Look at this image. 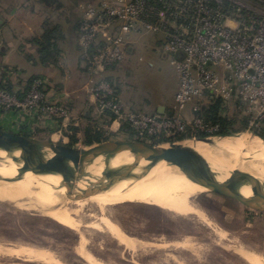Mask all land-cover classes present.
Instances as JSON below:
<instances>
[{"label":"rangeland","instance_id":"374dc122","mask_svg":"<svg viewBox=\"0 0 264 264\" xmlns=\"http://www.w3.org/2000/svg\"><path fill=\"white\" fill-rule=\"evenodd\" d=\"M57 1L58 5L44 3V0H0V51L5 48L4 57L7 56L9 59L6 58L7 62L16 65L18 70L25 66L24 76L36 73L46 78L54 74L53 85H57L61 91L77 92L72 100V106L58 100L65 113L58 121L60 124L56 125L57 135L46 134L47 132L42 130L43 125H40L41 128L35 131L36 137L71 144L74 136L79 141L72 145H83L80 141L84 139L86 126L92 123H97V126L99 123L102 124L107 111L104 102L111 101L109 98L101 99V96L90 92L101 81L109 84L117 95L123 114L134 113L140 117L155 116L162 119L182 117L191 124L199 117L196 114L199 111L195 112L194 108L200 107L201 104L196 99L187 103L182 111L176 107V96L180 87L179 70L174 63V56L161 46L163 41L161 34L147 30L128 34L127 37H123V43L120 45L123 50L120 62L114 68L96 67L95 75L90 76L76 64L79 52L81 51V56L84 53L80 39L82 35L80 24L84 17L82 6L93 4L98 7L100 0H90L85 4L80 2L78 5L74 3L75 0ZM77 20L78 23L75 22ZM46 22L62 25L66 32V38L59 43L60 68L21 64L18 62L16 52L19 39H23V36L31 37L38 33L39 29L44 30ZM74 22L78 27L72 33L71 27L74 25L71 24ZM117 27L118 24L112 22L106 30L108 36H114ZM100 35L96 38L98 41L103 39L105 43L110 42L102 36V32ZM109 45L112 47V42ZM77 46H80L81 50ZM4 57L0 54L1 65L5 62L2 60ZM85 63H82L84 68ZM14 73L18 75L17 71ZM108 78L111 82L107 80ZM89 80L92 83H89ZM205 100L203 98L202 102ZM220 100L223 102L221 109L223 116L237 115L240 118L248 116V126L250 125L252 122L250 113L239 104L235 106L234 98L222 97ZM210 102L206 101L207 104ZM160 107L166 108L164 114L158 112ZM87 110L92 123L90 119H86ZM12 113L25 119L26 124L28 120L34 121L25 113ZM1 115L0 113V127L8 129L9 126L2 121ZM36 120L42 122L47 118L40 116ZM125 123L115 115L108 125L103 124L105 137L108 140H129L130 136L125 129L122 130ZM236 126L241 127L242 124L239 122ZM12 130L15 133L24 132ZM132 130L134 134L131 136L134 137L135 130ZM169 132L170 130L159 132L158 140L174 138L168 137ZM192 133L191 130L179 136ZM144 139L158 142L154 138ZM178 141L180 140L175 142ZM192 198L193 203L202 210L211 225L204 223L197 216L171 214L156 205L123 203L107 207L105 210L95 205L81 211H77L74 206H67L72 217L81 222L80 227L73 230L41 211H22L0 201V247L11 249L30 246L49 250L55 255L53 262L31 261L18 255H7L0 248V264H251L240 254L241 249L255 253L264 263V212L247 208L208 191ZM102 216L121 227L131 239H134L136 247L128 248L127 244L120 242L107 229L105 223L99 224L102 223L100 222ZM97 224L100 226L97 227ZM212 225L217 226L219 230L214 231ZM80 246L90 253L93 261L80 254L78 251Z\"/></svg>","mask_w":264,"mask_h":264},{"label":"built area","instance_id":"2783aa9c","mask_svg":"<svg viewBox=\"0 0 264 264\" xmlns=\"http://www.w3.org/2000/svg\"><path fill=\"white\" fill-rule=\"evenodd\" d=\"M82 9L80 39L84 53L81 57L90 76L95 75L96 67L105 69L120 62L123 55L120 45L128 34L146 30L161 34V46L174 56L179 70L176 107L180 111L193 99L201 104L194 108L198 112L207 100L234 98L251 115L247 131L261 129L264 0H100L98 7L86 4ZM112 22L118 27L110 37L106 30ZM101 32L110 42L96 39ZM47 84L46 78L36 79L22 96L0 85V113H25L33 120L45 116L53 125L60 124L58 121L65 112L47 93ZM90 92L101 99H111L104 102L106 109L135 130L133 139L154 138L159 142L157 136L163 130H170L168 137L191 130L190 138L221 134L219 124L201 117L191 124L182 117L162 119L123 114L117 95L105 81L98 82Z\"/></svg>","mask_w":264,"mask_h":264},{"label":"bare ground","instance_id":"6f19581e","mask_svg":"<svg viewBox=\"0 0 264 264\" xmlns=\"http://www.w3.org/2000/svg\"><path fill=\"white\" fill-rule=\"evenodd\" d=\"M183 145L203 155L219 181L225 180L230 174L238 176L241 172H245L264 186V142L258 137L249 134L229 136L224 139H216L214 146L191 138L185 140ZM6 156V153L0 152V175L5 178V180H0V201L9 203L22 211H41L56 222L73 230L78 229L81 222L72 217L67 206H74L77 211L85 210L90 205L105 210L107 207L123 203L156 205L171 214L194 215L201 218L204 223L212 224L192 200L193 196L207 192L208 188L202 185L198 178L182 173L175 166L159 163L149 167L148 162L141 161L133 175L110 192L69 198L64 189L57 188L61 177L57 175L39 176L30 165L18 173L20 165ZM133 161L134 156L128 152L119 153L110 160L99 157L92 165L88 166V172L93 179H97L104 173ZM85 186V183L77 185L79 190H83ZM241 193L244 196H251V187L242 188ZM100 222L102 223L99 224L105 223L107 229L120 242L127 244L128 248L129 246L136 247L134 239H131L121 227L111 220L102 216ZM99 224L97 227L100 226ZM216 227L212 225L211 228L214 231L219 230ZM179 244L181 243L179 242ZM0 248L7 255H18L31 261L53 262L55 260V255L52 252L42 248L30 246ZM78 251L83 254L82 256L93 261L90 253L82 246L78 248ZM239 252L251 264H264L255 253L245 249H241Z\"/></svg>","mask_w":264,"mask_h":264},{"label":"water","instance_id":"95a60500","mask_svg":"<svg viewBox=\"0 0 264 264\" xmlns=\"http://www.w3.org/2000/svg\"><path fill=\"white\" fill-rule=\"evenodd\" d=\"M163 110L164 107H160L158 112L163 114ZM243 134L258 137L264 142L262 136L251 131L198 136L194 139L214 146L216 139ZM187 139L162 144L141 139H116L86 146L56 143L53 140L40 139L26 133H15L0 127V152L6 153V157L20 165L18 173L30 165L39 176L61 177L57 188L64 189L69 198L108 193L128 180L141 161H145L149 163V167L159 163L175 166L182 173L198 178L199 182L208 188V192L233 200L247 208L264 212V186L245 172H241L238 176L230 174L225 180L219 181L208 160L196 150L183 145ZM123 152L131 153L134 161L104 173L100 178L91 177L88 166L96 159L103 157L110 160ZM0 180L5 178L0 175ZM79 183L86 184L83 190L78 189ZM246 187H251V196H244L241 193L242 188Z\"/></svg>","mask_w":264,"mask_h":264},{"label":"trees","instance_id":"16d2710c","mask_svg":"<svg viewBox=\"0 0 264 264\" xmlns=\"http://www.w3.org/2000/svg\"><path fill=\"white\" fill-rule=\"evenodd\" d=\"M90 0H75L74 3L76 5L80 4V2L83 4L88 3ZM44 3L47 4H59L57 0H44ZM78 3V4H77ZM75 5V6H76ZM78 23V20L75 21ZM72 23L71 31L73 33L74 30H77L78 24ZM46 27L44 29V32L40 38H37L35 40V44L38 47L37 48V53L39 54L40 57V62L41 64L45 66L52 65L54 67H59V47H60V41H63L66 38V32L62 28V25H57V24H51L50 22L45 23ZM82 62H84L83 59H81ZM117 64L109 66V68H114ZM84 71L88 74V70L85 68ZM39 78H44L42 76H35L31 80V84L33 83L34 80L39 79ZM108 81L111 82V79L108 78ZM30 84V85H31ZM30 88V86H29ZM28 88V89H29ZM47 88V87H46ZM11 91V90H10ZM46 91H48L46 89ZM118 91V90H117ZM12 92V91H11ZM238 104L235 103V106ZM223 106L222 100L219 99H213L209 104H204L201 107V110L196 113L199 117L204 119L207 122L213 123V124H219L221 126V134L222 135H228V134H234V133H239L243 131L248 130V124H249V118L248 116H245V118H240L237 115L233 117H228V116H223L221 113V109ZM241 112V111H240ZM171 114V113H170ZM115 118L114 113L111 111L107 110L105 114V118L103 120V123H99L97 126V123H92L93 121L91 120V117L89 116L87 119H90L92 125H88V127L85 128L84 130V139L82 140V144L86 146L93 145L95 143H99L102 141L108 140L107 137H105V129L103 128L104 125H108L113 119ZM241 123V127H237L236 125L238 123ZM101 124V126H99ZM125 129V132L130 136V139H133L131 135L134 134L132 128L127 124H123L122 130ZM124 131V130H123ZM253 132L259 134L264 138V123L262 124V128L260 130H253ZM189 138L190 135H177L172 139L168 140H160L158 143L162 144L164 142H174L176 140H182L185 138ZM79 140L75 138L74 136L72 137L71 144L77 143Z\"/></svg>","mask_w":264,"mask_h":264},{"label":"crops","instance_id":"0c3cea01","mask_svg":"<svg viewBox=\"0 0 264 264\" xmlns=\"http://www.w3.org/2000/svg\"><path fill=\"white\" fill-rule=\"evenodd\" d=\"M77 8V6H76ZM1 23V21H0ZM44 30L43 29H39L38 33H36L35 35H31V37H27V36H23V39H19L20 43H18V47H17V54L19 57L18 62H20L23 65H31V66H35L36 65H40V66H45L43 64H41L40 62V57L39 54L37 53V46L35 44V40L37 38H40L43 34ZM40 33V34H39ZM9 47H11V45L9 44ZM79 50H81L80 46H77ZM6 50L3 47L0 51V54L3 55L5 54ZM7 56H5L4 58H2L4 64H0V66H2V68H0V85L8 90H11L12 92H16L19 95H23L29 88L30 84H31V80L35 77V76H39V74L37 75L36 73L33 75H25L24 76V71H25V66L20 67V70L17 69L16 65H12L9 64L6 60ZM81 51L79 52V54L77 55V61L76 64L78 66V68H81L84 71V67H83V62L81 60ZM46 67V66H45ZM48 67V66H47ZM49 67H54L52 65H49ZM18 72L15 74L14 72ZM20 71V73H19ZM54 74H50L48 76H46L47 78V93L49 94V96L55 100H61V101H65L67 103V105H71L73 103V99L75 96V93H77L76 91L72 92V90L70 91H61V89H59V87L57 85H53V78H54ZM88 105V104H87ZM166 112V108L164 107L163 110V114ZM86 119L90 116L89 111L87 110L86 112ZM1 117L3 118V122L8 125V130L13 131L12 129H17L18 132L20 131H24L22 133H26L29 134L31 136L36 137V133L35 131H37L36 129L39 130V128H41V126L43 125L42 130H45L44 132H47L46 134H50L52 136H56V126L53 125L52 123H50L49 121H42L39 122L37 120L31 121L28 120V124H26V120L25 119H21L19 117V115H16L15 113H1ZM41 125V126H40ZM88 127V126H86ZM5 129H7V127H3ZM10 128V129H9ZM26 130V131H25ZM34 131V133H33ZM15 132V131H13ZM38 138V137H37ZM42 139V138H41ZM50 140V139H49ZM82 143V141H80Z\"/></svg>","mask_w":264,"mask_h":264}]
</instances>
